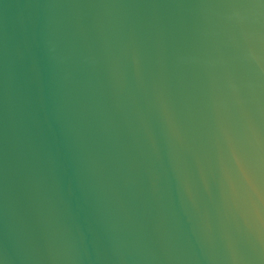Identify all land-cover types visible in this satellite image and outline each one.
<instances>
[{"label": "water", "instance_id": "water-1", "mask_svg": "<svg viewBox=\"0 0 264 264\" xmlns=\"http://www.w3.org/2000/svg\"><path fill=\"white\" fill-rule=\"evenodd\" d=\"M0 264H264V0H0Z\"/></svg>", "mask_w": 264, "mask_h": 264}]
</instances>
